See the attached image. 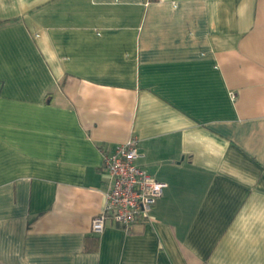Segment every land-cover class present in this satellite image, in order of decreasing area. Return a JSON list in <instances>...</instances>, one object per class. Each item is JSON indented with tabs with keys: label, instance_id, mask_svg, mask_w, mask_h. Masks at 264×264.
Segmentation results:
<instances>
[{
	"label": "crops",
	"instance_id": "obj_1",
	"mask_svg": "<svg viewBox=\"0 0 264 264\" xmlns=\"http://www.w3.org/2000/svg\"><path fill=\"white\" fill-rule=\"evenodd\" d=\"M131 137L167 187L94 234ZM0 264H264V0H0Z\"/></svg>",
	"mask_w": 264,
	"mask_h": 264
},
{
	"label": "built area",
	"instance_id": "obj_2",
	"mask_svg": "<svg viewBox=\"0 0 264 264\" xmlns=\"http://www.w3.org/2000/svg\"><path fill=\"white\" fill-rule=\"evenodd\" d=\"M138 140L131 137L104 156L108 176L103 209L91 220V232L101 233L107 222L125 231L150 220V214L167 185L150 176L137 161Z\"/></svg>",
	"mask_w": 264,
	"mask_h": 264
}]
</instances>
